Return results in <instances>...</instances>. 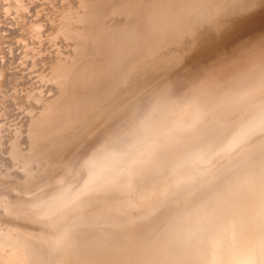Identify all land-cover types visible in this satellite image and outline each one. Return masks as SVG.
<instances>
[{"label": "bare ground", "instance_id": "1", "mask_svg": "<svg viewBox=\"0 0 264 264\" xmlns=\"http://www.w3.org/2000/svg\"><path fill=\"white\" fill-rule=\"evenodd\" d=\"M0 264H264V0H0Z\"/></svg>", "mask_w": 264, "mask_h": 264}, {"label": "rangeland", "instance_id": "2", "mask_svg": "<svg viewBox=\"0 0 264 264\" xmlns=\"http://www.w3.org/2000/svg\"><path fill=\"white\" fill-rule=\"evenodd\" d=\"M2 26V25H1Z\"/></svg>", "mask_w": 264, "mask_h": 264}]
</instances>
